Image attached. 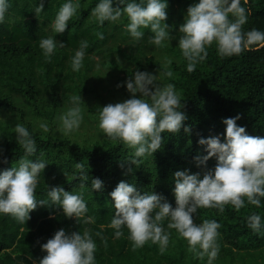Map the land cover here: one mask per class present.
<instances>
[{
    "label": "trees",
    "instance_id": "16d2710c",
    "mask_svg": "<svg viewBox=\"0 0 264 264\" xmlns=\"http://www.w3.org/2000/svg\"><path fill=\"white\" fill-rule=\"evenodd\" d=\"M64 2L44 0L43 12L36 16L39 0H9L6 19L0 23V170L16 166L24 156L14 133L17 123L24 124L37 145L30 159L48 163L39 175L36 198L48 199V187L52 186L82 192L86 216L93 217L94 223H85L83 217H65L59 207L38 205L24 223L0 213V264H33L46 254L40 245L60 228L90 233L96 243L95 264H207L206 256H195L187 241L167 227V219L161 222L170 234L163 253L151 241L133 248L126 227L116 237V229L109 227L115 209L108 194L124 180L135 184L141 193L162 195L175 207L173 173L187 168L202 178L215 166V157L200 166L193 158L207 154L205 146L198 143L201 137L221 135L223 140L224 118L239 114V126L251 136L264 137V48L221 57L213 42L207 47V58L189 72L178 47L179 26L187 8L198 0H168L165 22L173 38L162 46L149 43L153 35L149 29H141L144 36L139 41L131 37L125 27L126 16L99 24L91 16L99 0H79L80 7L68 28L57 34L51 21ZM116 6L123 7L114 3ZM244 6L251 14L243 29L264 31V0H249ZM48 36L62 41L64 47L58 46L46 59L39 42ZM82 40L88 42L83 66L73 71L71 57ZM135 70L158 76L172 71L161 83L174 84L187 117L183 123L191 129L185 133L182 126L178 133H162V148L142 158L139 166L127 161L132 149L110 140L99 128L97 111V107L129 98L123 82ZM73 95L82 97L83 120L75 132L65 135L57 118L67 111ZM43 122L48 123V132L39 127ZM76 162L83 163L89 174L83 188ZM92 177L104 182L102 192L91 189ZM253 212L261 215L264 224V199L260 207L246 201L238 211L228 204L223 212L206 207L193 214L195 223L214 219L221 225L216 241L219 252L212 264H264V227L257 233L246 224V217Z\"/></svg>",
    "mask_w": 264,
    "mask_h": 264
},
{
    "label": "clouds",
    "instance_id": "9594fccd",
    "mask_svg": "<svg viewBox=\"0 0 264 264\" xmlns=\"http://www.w3.org/2000/svg\"><path fill=\"white\" fill-rule=\"evenodd\" d=\"M248 2L198 0L187 8L184 22L179 26L181 35L178 37V47L187 61L189 72L207 58V47L213 42L221 57L264 48V31L256 28L244 30L242 27L251 14L244 6ZM114 3L123 7H113ZM79 7V0H65L51 21L53 32L63 33ZM167 7L168 0H99L91 9V16L101 25L105 21L116 22L126 16L128 22L125 27L131 37L139 41L144 36L141 29H149L153 33L149 43L162 46L173 38L170 26L165 22ZM9 8V0H0V23L5 21ZM43 9L44 0H39L34 9L36 16ZM97 35L100 39L104 38L103 33ZM39 46L45 58L49 59L58 46L64 47V43L54 36H48L41 38ZM87 47L88 42L82 40L71 57L73 71H79L83 66ZM171 76L170 70L164 71L161 76L135 70L123 82L130 93L129 98L97 107L99 128L110 140L122 142L133 150L127 160L133 165L139 166L142 158L153 156L162 148V133H178L182 126L185 133L191 131L183 123L187 117L182 111L183 104L174 84L161 83L163 77ZM120 86L117 84V87ZM137 93L140 95L137 96ZM82 102L81 95H73L67 111L58 116V128L63 134L73 133L80 127L83 120ZM239 119L240 115L237 114L222 120L226 126L223 140L221 135L198 140L200 145L205 146L207 154H198L193 158L197 166L206 165L209 158L216 159L215 166L204 172L202 178L200 173H192L187 168L173 173L175 207L158 193H141L133 183L124 180L118 182L108 194L114 201L115 213L109 227L116 229L115 236L120 237L122 227H126L133 248L151 241L158 244L163 253L169 244L170 234L164 230L161 222L167 219V227L175 229L187 241L188 250L201 259L206 256L207 264H212L219 252L216 241L221 225L214 219L195 223L193 214L199 208L206 207L223 212L228 204L238 211L246 201L260 207L264 199V137L249 135L244 126L237 124ZM39 127L44 132L49 131L46 122L40 123ZM14 133L17 144L24 150V156L16 166L0 170V213L10 214L24 223L38 205L59 207L65 217H83L85 223H94L93 217L86 216L88 208L82 192L52 186L48 187V199L36 198L39 175L48 163L43 159L35 162L30 159L36 153L37 145L24 124L17 123ZM74 167L79 171L83 188L89 174L81 162H76ZM103 188L104 182L92 177L91 189L102 192ZM246 224L257 233L264 227L261 215L255 212L246 217ZM40 247L46 254L33 264H95L96 243L87 230L81 234L60 228Z\"/></svg>",
    "mask_w": 264,
    "mask_h": 264
}]
</instances>
